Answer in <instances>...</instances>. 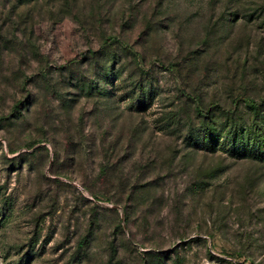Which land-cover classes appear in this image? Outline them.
<instances>
[{"label": "rangeland", "instance_id": "rangeland-1", "mask_svg": "<svg viewBox=\"0 0 264 264\" xmlns=\"http://www.w3.org/2000/svg\"><path fill=\"white\" fill-rule=\"evenodd\" d=\"M263 119L264 0H0V264H264V163L185 142Z\"/></svg>", "mask_w": 264, "mask_h": 264}, {"label": "trees", "instance_id": "trees-1", "mask_svg": "<svg viewBox=\"0 0 264 264\" xmlns=\"http://www.w3.org/2000/svg\"><path fill=\"white\" fill-rule=\"evenodd\" d=\"M110 43L102 45L100 53L106 56L108 63L102 68V80L107 84V87L113 89L115 80H121L122 71L120 66L113 65L115 60L114 55H110L109 49L106 46ZM83 55L80 57L82 58ZM109 58V59H108ZM110 62V63H109ZM145 87L142 83H135L133 89L125 95L128 101L129 109L140 112L146 109L151 102L152 97L156 94V90L150 83ZM85 88V85L83 86ZM93 85L87 87L89 91L93 89ZM255 104V103H254ZM252 101H249L247 106L252 110H257ZM258 114V113H256ZM201 116V114H200ZM204 118L206 116H203ZM175 115L166 117L161 121V129L173 124ZM264 120V119H263ZM186 147L195 151H203L208 153L220 152L230 158L235 159H251L264 163V124L253 123L251 126H234L225 125L218 131L206 122H202L197 128L189 129L185 137ZM107 169H102L105 172ZM215 172H217L215 170ZM194 186H201L194 184Z\"/></svg>", "mask_w": 264, "mask_h": 264}]
</instances>
